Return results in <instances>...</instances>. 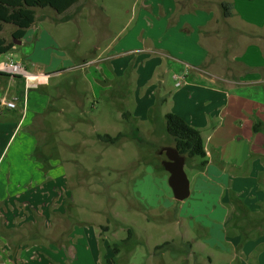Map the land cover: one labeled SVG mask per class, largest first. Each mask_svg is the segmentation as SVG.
I'll use <instances>...</instances> for the list:
<instances>
[{"label": "rangeland", "instance_id": "374dc122", "mask_svg": "<svg viewBox=\"0 0 264 264\" xmlns=\"http://www.w3.org/2000/svg\"><path fill=\"white\" fill-rule=\"evenodd\" d=\"M195 1L198 2L83 0L81 8H74L66 16L57 18L56 22L69 19L66 21L69 22L68 25L53 31L48 30L57 39L58 46L48 49L46 46L50 45H47V42H37L31 38L30 33L27 35V40L31 42L27 46V52L21 48L12 51L15 60L30 66L32 72L36 67L44 66L48 67L45 74L51 75L62 68L64 56L74 59L72 62L75 68L71 69L70 75L53 78L48 87L44 85L40 89H26L21 97V104L30 102V114L16 130L21 118L19 112L23 108L0 112V123H6L0 128L3 131L2 135L0 134V153L10 138L7 151L0 160V176L4 174L8 159L15 155L13 153L20 147L23 138L31 133L40 142L41 166H47L57 176L55 180L52 177L46 180L48 186L33 195L30 205H25L26 203L20 200L17 209L12 210L10 207V210H0V235L8 238L15 236L18 239L17 246H22L19 257L16 258L15 253H10L5 261L0 258L1 264H103L105 254H101L99 259L94 258L86 243L87 236L98 240L101 251L105 246L109 251V248L118 244L122 254L118 262L121 264L131 263L134 252L136 259L132 264H150L151 261L152 264H207L200 256L190 258L182 254L187 248L180 243L182 236L178 234L185 235L187 229L174 222L181 213L187 218L194 216L192 210L195 208L196 196H190L182 202L174 199L168 180L163 179L164 175H169L163 166V162L167 160L166 153L161 154L173 141L163 128L165 115L173 111L171 96L177 91L174 76H182L181 72L186 70V73L192 74L188 77L191 80L195 71L186 67L185 63L171 60L157 52V55L151 56L149 62L143 51L146 44L161 49L160 46L165 48L184 42L189 47L187 53L190 55H187V58L191 59L197 54L192 52L194 55L191 56V50L196 51L197 45L204 48L206 36H201L198 32L182 33L178 23H170V18H179L182 21L183 17L189 16L190 20H194L199 26L211 19L215 11L222 12L220 6L205 9L206 3ZM231 1L237 3V6L233 7L236 6L238 14L243 10H256V5L262 6L264 3V0H259L257 4L244 0ZM189 6L194 8L197 16H194V13L184 15L183 11ZM170 8L174 10L171 16ZM165 11L168 18L170 16L169 19L164 17ZM37 15L58 17L50 8L37 9ZM239 19V16L233 19L232 25L240 26ZM15 29L13 25H5L2 37L9 42L13 41L11 32ZM209 36H216L211 45H207V51L214 64L211 69L227 76L231 73L238 76L245 73L243 65L229 60L228 56L232 52L234 54V51L227 49L224 35L212 33ZM232 38L237 44L235 50L245 43L244 39L233 36ZM108 46L110 47L106 50ZM73 54L77 59L71 57ZM177 58L181 60V57ZM1 60H4L3 56L0 57ZM117 64L124 65L125 70L115 71V67H120ZM153 68L157 69V72L151 76L149 73ZM86 73L91 75V80L100 78V75L107 76L110 80V75L119 78L120 89L104 93L102 89L93 90L88 82L90 88L84 93L89 98L86 99L85 94L79 90H83L84 83L75 80ZM1 82L7 84L8 80L0 76ZM151 82L152 86L156 87L153 93L155 106L152 110L158 107L156 111L162 116V123L159 124V129L162 130L157 132L158 135L152 138L151 131L143 129V143L130 137L115 144L101 142L97 138L98 134H109L113 137L121 132L128 136L134 134L132 125L140 123L141 118H124L125 112L132 115L126 110L124 101L142 103L144 96L150 95L148 86ZM2 97H5L4 93H0V99ZM76 101H82L81 107L74 103ZM38 102H43L39 111L43 114L35 118L33 112L35 103ZM60 107H64L65 112L56 114ZM149 118L148 114L147 121ZM7 152L8 156L2 162ZM188 161L186 173L193 183V175L196 172L190 169L194 168L200 159ZM134 195L141 198L144 204L137 200L133 202L131 196ZM260 197L261 195L252 196L250 207L231 201V223L209 227L210 239L222 238L225 246L231 248L232 252L237 250L236 258L233 252L228 258L217 260L216 264H264V202L261 204ZM159 200L167 208L161 211L147 209L155 206ZM14 213L17 215L14 216ZM189 221H182L183 225H187ZM13 223L15 225H12ZM6 227L11 228L6 230ZM130 229L134 232L133 237L137 239L138 236L139 241L133 244L135 249L128 255L127 250L130 249L124 240L127 239ZM193 233L199 236L200 240L206 238L201 232ZM226 233L235 238L233 245L226 242ZM170 238H177L176 243L174 242L176 250H155L164 242L171 241ZM12 245L10 239L6 243L0 239V247L5 251L11 252L15 249ZM236 247L238 248L235 250ZM177 252L181 253L175 260Z\"/></svg>", "mask_w": 264, "mask_h": 264}, {"label": "crops", "instance_id": "0c3cea01", "mask_svg": "<svg viewBox=\"0 0 264 264\" xmlns=\"http://www.w3.org/2000/svg\"><path fill=\"white\" fill-rule=\"evenodd\" d=\"M178 1L179 0H177V2ZM196 2L198 1L193 0V3ZM199 2L206 3L205 9H212L211 7L216 6L219 7L223 2L237 6V3L235 4V2L231 0H200ZM216 2L219 3L216 4ZM251 2L257 4L259 0H252ZM256 6V10H243L240 14L236 12L237 10L234 7L233 15L229 18H224L223 15H221L222 12L217 13L214 10L216 14L214 13L211 19H208L205 21V24L199 26L195 24L194 20H190L189 16L183 17L182 21L179 18H170L171 14L174 12L173 8H170V23H178L182 33L198 32L201 36H206V44L204 48L197 45V48H195L196 51L191 50V56L197 52V54L194 55L197 57L195 58L193 56L191 59L187 58V55H190V53H187L189 47L184 42L172 44L165 48L160 46L161 49L156 48L155 45L146 44V48L143 50L147 55L148 58L146 59L149 62L151 61V56L157 55V52L171 60L185 63L186 67L195 71L191 80H189L188 77L192 74L190 75V73H186V70H184L185 72H181L182 74L180 75L186 76V79L180 87H177L176 81L175 88L177 91L171 96V103L173 105L172 113L180 115L191 126L200 130L207 153L206 161L208 163L204 170H198L197 167L202 162L200 159L199 163L194 165V168L190 169L191 171L196 172L193 175V183L190 181V196H196L195 208L192 210L194 216L187 218L181 213L180 217H178L174 223L177 222L179 225H182L187 229L185 235L178 234L182 236V242L180 241V243H183L184 247L187 248V251L185 250L184 253H182L184 257L193 258L195 256H200L207 261V264H216L217 260L222 261V259H226L229 255H232L233 252L235 253L233 256L235 258L237 257L236 249L238 247L235 248L236 251L232 252L231 248L225 246V242L222 241V238L219 237V240L209 238V227L221 224L229 225L231 223L233 219L230 207L231 201L237 202L238 205L243 204L250 207V198L252 196L261 195V204L264 202V131L258 133L254 131L256 123L262 122L264 124V3L262 6ZM196 8H198V6H196ZM210 12H212V10ZM183 13H185L184 15L194 13L193 15L197 16V13L192 6L186 8ZM163 14L164 17L168 18V13L166 11ZM238 16L241 18L239 19L240 26L232 25V20L238 18ZM57 18H60V16L50 18L48 15H43L41 17L37 15V22L28 30L27 35L32 33L31 38L36 39L37 42H47V45H50L46 46L48 49L51 46H58L57 39L52 36L51 32L48 30L53 31L54 29L68 25L69 22H56ZM221 20L223 21L221 22ZM15 31L16 29L11 33H14ZM212 33L221 36L224 35L227 49L234 51V54L232 52V54L228 56L229 60L237 63V65H243L246 70L245 73L239 74V76L238 74L231 73L227 76L221 75L211 69L214 64L210 57V53L207 51V45H211V41L216 39V36H209ZM27 35L22 40L21 44H17L14 47L13 51L17 50V48H21L24 52H27V46L31 43L30 40H27ZM232 36L240 40H245V43L239 46L238 50H235L237 44L236 42H233ZM109 47L110 46H108L106 50H108ZM34 55L35 52L33 53V56ZM39 55H41V52ZM64 57L65 60L61 63V65L63 64L62 68L49 75L50 80L49 84H47L48 86L53 78L70 75L71 69L75 68V64L72 62L74 59L71 60L67 59L66 56ZM71 57L77 59V56L74 54L71 55ZM177 57H181V60ZM54 59L53 56L52 64H54ZM184 59L189 60L186 61ZM23 66L28 72L34 74H45V71L48 70V67L44 66L43 68L36 67V69L32 67L34 69L32 72L30 71V66L28 67L25 64H23ZM117 66L120 67H115V71L118 70L119 72H122L125 70L123 67L124 65L117 64ZM156 72L157 69L153 68L149 75H155ZM0 76H4V78L8 80V82H6L7 84L3 82L0 83V93H4L8 98L18 97L20 100L17 103L16 109H19L20 107L23 108L19 112L21 118L19 124H17L15 128L16 130L22 122L24 123L27 120L28 115L30 114V102L28 101L26 104L23 102V105L21 104V97L26 91L25 80L21 77L11 78L2 73H0ZM176 76L181 77L175 75L174 79ZM90 77L91 75L86 73L85 76L82 75L81 77L75 78V80H81L82 83H84L83 90L82 88L79 89L82 93H84L85 90L87 92L88 88H90L87 84L88 82L93 90L96 88L102 89V92L104 93L106 91H117V89H120L118 84L119 78H115L112 75H110L111 80L109 77H104L103 75H100V78H93L92 80ZM160 81L163 82L164 79H160ZM112 83L115 85L112 86ZM47 85L46 87H48ZM152 85L151 82L148 86V93L150 95H145L143 98L145 100H143L142 103H140V101L136 103L134 101L131 103L124 101V103L127 105L126 110L132 114L131 116L133 118H141L139 121L140 123L132 125V127H137L140 130L141 136L143 129L151 131L150 136L153 138L158 135L157 132L159 130H162V128L159 129V124L162 123V116L160 113H157L156 109L152 110L155 106V96L153 93L156 88ZM42 87L44 86H40L38 89ZM84 97H86V99L89 98L86 94ZM164 101L169 103L166 99H164ZM74 103H76L78 107H81L82 105V101H76ZM41 104H43V102L35 103L36 107L33 112L35 118H38L39 115L43 114L42 112H39ZM16 109H9L0 106V112H3V110L11 112ZM64 112L65 108L60 107L55 113L60 114ZM141 114L144 116H141ZM148 114L150 115V118L147 121ZM5 125L6 123H0V128ZM33 125L34 124L32 123V126ZM163 131H166L165 126ZM2 132L3 131L0 129L1 135ZM163 137L165 138V135ZM9 143L10 138L9 141H6L3 145V151L0 153V160L3 157V154L7 151ZM173 145L174 142L172 141L170 147H174ZM8 152L2 162L6 160ZM19 152L21 153L17 154ZM39 152V140L34 137V134L32 133L28 136L26 134L20 147L14 151L13 154L15 155L8 159L4 174L0 176V210H10V207L13 208L12 210H15L17 209L20 200L22 203H26L25 205H30L29 202L32 201L31 199L33 198V195L38 194L41 189L48 186V178L51 179L52 177V179L55 180L57 176L53 171L49 170L47 166H41ZM168 176L164 175L163 179L168 180ZM43 178L45 179L43 180ZM45 190L48 191L49 189ZM135 195L131 196L133 202H135L134 200H137L142 204L144 201L141 198H138V196L136 198ZM165 208L167 207L159 200L155 206L148 207L147 209L161 211ZM11 215L13 216V214ZM16 215L17 213H14V216ZM186 219H189L190 221L187 225H183V222ZM6 221L9 222L8 219ZM12 225L15 224L13 223ZM6 228V230H9L11 227ZM193 232H201L206 238L200 240V237L195 236ZM226 235L224 236L226 242L233 245L235 238L229 237L231 236L229 233H226ZM7 238V236L3 237L0 235V239L5 243L10 239L13 242L11 247H14L15 249L10 252L5 251L0 247V258L4 261L9 258L8 256L10 253L11 255L12 253H15L14 256L16 258L19 257L21 254L20 248L22 249L21 245L17 246V237L10 236V238ZM170 239L171 241H166L164 243L169 242L172 244L170 248H174V242L176 243L177 238ZM124 241H126V245L130 249L127 250L129 255V253L131 254L135 249L133 248V244L138 243L139 239L137 236V239L131 237V239L128 238ZM86 243L90 247L94 258L99 259L101 254H105L103 258L105 261L103 264H110L108 262L109 259H114L112 264H121L118 262V259L122 257L120 250L118 255L114 254L112 247L107 251L108 247L105 246L101 251L99 242L94 237L90 238L87 236ZM210 248L212 249L211 252ZM176 249L177 247L175 246L174 250ZM213 249H217V251H213ZM166 250L169 251V249ZM180 253L181 252H177L176 258H174L175 260L179 257ZM238 257L240 256L238 255ZM134 259H136V252L133 253L131 263L129 262V264H132ZM162 261L166 262L163 259ZM152 262L153 261H151L150 264H152ZM1 263L2 261H0V264Z\"/></svg>", "mask_w": 264, "mask_h": 264}, {"label": "trees", "instance_id": "16d2710c", "mask_svg": "<svg viewBox=\"0 0 264 264\" xmlns=\"http://www.w3.org/2000/svg\"><path fill=\"white\" fill-rule=\"evenodd\" d=\"M82 2L83 0H0V57L4 53L13 51L16 46L15 42L22 41L27 35L28 30L36 24L37 9L50 8L58 16H66L72 9L81 8ZM220 8L224 18H229L233 15L234 7L232 4L223 2ZM66 21H69V19L63 20V22ZM5 25H13L16 27V31L12 34L13 41L9 42L6 38L2 37ZM155 109H158V107ZM123 116L128 119L131 115L125 112ZM164 119L166 133L173 139V146L181 155L187 158L186 165L189 163L188 160L201 159L202 162L197 168L198 170H204L208 162L206 161L207 153L200 130L191 126L184 118L175 113H167ZM133 130L134 134L130 136L121 132L115 137L109 134H98L97 138L105 144H115L123 138L128 137L139 143H143L144 140L140 135V130L137 127ZM254 131L257 133L264 131V124L262 122L256 123ZM133 236V230H128V238ZM171 245V243L167 242L157 246L156 250H166L169 249ZM119 248L118 244L112 247L115 255H118ZM108 262L112 264L114 259Z\"/></svg>", "mask_w": 264, "mask_h": 264}, {"label": "built area", "instance_id": "2783aa9c", "mask_svg": "<svg viewBox=\"0 0 264 264\" xmlns=\"http://www.w3.org/2000/svg\"><path fill=\"white\" fill-rule=\"evenodd\" d=\"M4 57V60L0 61V73L6 74L11 78L21 77L25 80L26 89L30 90L32 88L38 89L40 86L47 85L50 79V76L44 73H30L23 66L22 63L17 62L15 57L11 52L4 53L1 55ZM186 76L175 77L177 81V87H180L182 83L185 81ZM18 97L8 98L2 97L0 99V106L7 107L9 109H16L17 103L19 102Z\"/></svg>", "mask_w": 264, "mask_h": 264}, {"label": "water", "instance_id": "95a60500", "mask_svg": "<svg viewBox=\"0 0 264 264\" xmlns=\"http://www.w3.org/2000/svg\"><path fill=\"white\" fill-rule=\"evenodd\" d=\"M21 44L22 41H16ZM166 153L167 160L163 162L165 170L169 173L168 184L173 192L174 199L185 201L191 195L190 180L186 173L187 158L179 153L175 147H168L162 150Z\"/></svg>", "mask_w": 264, "mask_h": 264}]
</instances>
